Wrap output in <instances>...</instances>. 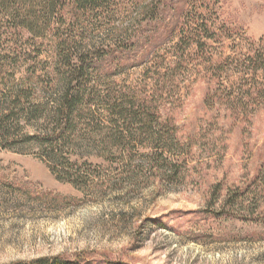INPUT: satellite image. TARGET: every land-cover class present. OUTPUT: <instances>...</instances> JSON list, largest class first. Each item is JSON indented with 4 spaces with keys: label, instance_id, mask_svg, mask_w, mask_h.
Masks as SVG:
<instances>
[{
    "label": "rangeland",
    "instance_id": "374dc122",
    "mask_svg": "<svg viewBox=\"0 0 264 264\" xmlns=\"http://www.w3.org/2000/svg\"><path fill=\"white\" fill-rule=\"evenodd\" d=\"M162 2L157 18L136 21L131 37L122 44L109 36L112 25L94 31L92 44L106 55L101 94L109 87L142 89L159 98L164 118H173L186 144L182 151L187 159L176 167L180 175L172 181L143 158L130 166L121 159L109 162L98 157L88 130L71 151L79 165L92 164L89 174L94 183L80 190L58 180L35 150L4 147L0 139V264L83 253L81 264H264V205L258 207L254 200L236 211H256L258 220L229 215L223 207L228 189L249 183L264 162V104L249 125L235 122L224 110L207 107L205 94L211 82L206 71L192 69L198 61L194 45L184 62L190 70L172 83L160 78L157 86L152 79L155 68L159 66L156 69L164 74L168 66L181 61L175 49L178 38L155 48L147 66L107 76L109 66L114 68L119 60L128 58L133 64L149 52V44L185 3ZM197 2L204 3L200 13L225 26L221 41L212 45L214 60L221 53L246 51V38L258 41L264 36V0ZM135 15L118 12L111 21L126 25L134 22ZM8 32L9 36L0 35L5 78L0 108L7 106L10 90L26 77L35 80V72L40 77L38 97L57 96L61 88L53 68L54 40L39 38L23 27ZM38 97L35 93L31 101ZM20 124L17 131L35 132L34 121L28 124L22 119ZM144 151L141 147L139 154Z\"/></svg>",
    "mask_w": 264,
    "mask_h": 264
},
{
    "label": "trees",
    "instance_id": "16d2710c",
    "mask_svg": "<svg viewBox=\"0 0 264 264\" xmlns=\"http://www.w3.org/2000/svg\"><path fill=\"white\" fill-rule=\"evenodd\" d=\"M184 2L153 45L149 44V52L133 64L123 58L114 68L109 66L108 78L123 73L126 68L147 66L155 48L178 38L175 49L181 61L168 66L164 74L156 69L159 67L156 65L152 76L155 84L159 85L160 78L172 83L173 78L190 70V64L184 62L194 45L198 61L192 69H197L198 73L206 71L211 82L205 94L206 106L224 110L235 122L249 125L264 104V36L258 41L246 38L249 47L246 51L237 49L229 55L221 53L214 60L216 53L212 45L221 41L225 26H217L212 18L200 13L203 2ZM162 5V0H0L1 36H9L8 31L23 27L39 38L54 40L53 68L61 88L57 96L41 99L38 97L40 77L35 72V80L29 75L22 85L10 90L7 106L0 108L1 144L12 149L19 146L35 150L58 180L70 182L80 190L89 189L95 180L89 174L92 164L85 161L86 168L79 165L78 161L72 160L71 151L90 130V139L98 149L96 156L109 162L121 159L130 166L137 158H143L151 169L162 170L172 181L177 178L180 173L176 167L187 159V153L182 151L186 144L179 137V128L173 118H164L159 98L142 89L123 91L109 87L106 94H101L99 81L105 75L102 62L106 55L92 44L94 31L107 25H112L107 30L109 36L117 39L115 44H122L121 41L131 37L128 34L136 21L156 19L155 13ZM118 12L136 14L134 22L116 25L117 21L111 19ZM2 67L1 62L0 95L4 92L2 84L5 81ZM35 93L37 102L31 101ZM22 119L28 124L34 121L35 132L17 131ZM141 147L146 151L139 154ZM254 200L256 206L264 205V162L249 183L228 189L223 207L229 215L258 220L256 211L236 213L244 205L251 206ZM84 255L39 257L6 264H81Z\"/></svg>",
    "mask_w": 264,
    "mask_h": 264
}]
</instances>
